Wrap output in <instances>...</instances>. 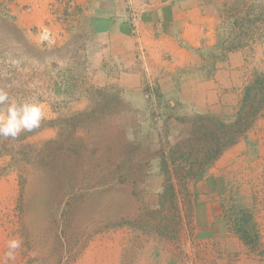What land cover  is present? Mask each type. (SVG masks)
Here are the masks:
<instances>
[{
  "label": "rangeland",
  "instance_id": "1",
  "mask_svg": "<svg viewBox=\"0 0 264 264\" xmlns=\"http://www.w3.org/2000/svg\"><path fill=\"white\" fill-rule=\"evenodd\" d=\"M76 1L0 0V89L46 114L0 138V259L20 238L7 264H264V0H169L196 52L154 53L144 87ZM219 174L202 233L196 184Z\"/></svg>",
  "mask_w": 264,
  "mask_h": 264
},
{
  "label": "crops",
  "instance_id": "2",
  "mask_svg": "<svg viewBox=\"0 0 264 264\" xmlns=\"http://www.w3.org/2000/svg\"><path fill=\"white\" fill-rule=\"evenodd\" d=\"M76 4L82 8L90 6L96 13L102 12L106 29L100 34L108 38L110 44L106 56L113 68L122 69L120 78L125 79L121 80L122 83L131 82L139 87L148 85L151 83V69L158 67L154 53L186 50L179 43L182 33L178 34L179 28L173 26L180 21L175 22V18L165 15L169 0H77ZM186 52H196V49ZM171 60L174 61L171 67H179V61L173 56ZM147 72L150 74H145ZM167 93L175 95L176 92L170 88ZM223 181H227V176L219 174L211 177V182L204 178L196 184L193 212L202 233L214 229V220L219 213L218 187Z\"/></svg>",
  "mask_w": 264,
  "mask_h": 264
},
{
  "label": "clouds",
  "instance_id": "3",
  "mask_svg": "<svg viewBox=\"0 0 264 264\" xmlns=\"http://www.w3.org/2000/svg\"><path fill=\"white\" fill-rule=\"evenodd\" d=\"M46 114L43 104L35 99L17 100L9 92L0 89V138L17 139L22 133H32L40 128ZM20 238L7 241V251L0 264L15 261L17 250L22 247Z\"/></svg>",
  "mask_w": 264,
  "mask_h": 264
},
{
  "label": "trees",
  "instance_id": "4",
  "mask_svg": "<svg viewBox=\"0 0 264 264\" xmlns=\"http://www.w3.org/2000/svg\"><path fill=\"white\" fill-rule=\"evenodd\" d=\"M262 98L259 99L260 101V104L257 106V107H253V105L255 104V102H253L251 105H250V116L254 119V116L256 115L257 111L261 108H264V94H262L261 96ZM252 122V121H251Z\"/></svg>",
  "mask_w": 264,
  "mask_h": 264
}]
</instances>
